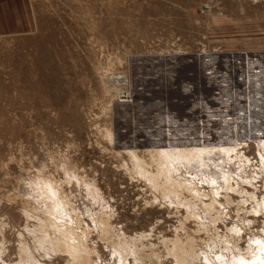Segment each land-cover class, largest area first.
Wrapping results in <instances>:
<instances>
[{
  "label": "rangeland",
  "instance_id": "1",
  "mask_svg": "<svg viewBox=\"0 0 264 264\" xmlns=\"http://www.w3.org/2000/svg\"><path fill=\"white\" fill-rule=\"evenodd\" d=\"M27 7L0 38V264H264V0Z\"/></svg>",
  "mask_w": 264,
  "mask_h": 264
},
{
  "label": "crops",
  "instance_id": "2",
  "mask_svg": "<svg viewBox=\"0 0 264 264\" xmlns=\"http://www.w3.org/2000/svg\"><path fill=\"white\" fill-rule=\"evenodd\" d=\"M28 0H0V38L29 28Z\"/></svg>",
  "mask_w": 264,
  "mask_h": 264
},
{
  "label": "bare ground",
  "instance_id": "3",
  "mask_svg": "<svg viewBox=\"0 0 264 264\" xmlns=\"http://www.w3.org/2000/svg\"><path fill=\"white\" fill-rule=\"evenodd\" d=\"M122 97V96H121ZM124 97V96H123ZM122 97V98H123ZM157 152H158V150H157ZM229 188V187H228ZM250 197H251V199L253 200V201H255V198H254V196L252 195V194H250L249 195ZM256 202V201H255ZM257 204V210L258 211H264V202H256ZM210 208V207H209ZM258 211H254V210H252V211H250L253 215H255ZM102 223V222H101ZM260 241V240H259ZM255 243H256V241H255ZM258 243V242H257ZM257 245H259V244H257ZM76 246V245H75ZM74 246V247H75ZM72 247V246H71ZM73 247V248H74ZM175 247H177V248H179V249H183L182 247H180V245L179 244H177V246L175 245ZM259 248H260V246H259ZM75 249H76V251L78 252V253H80V248L77 246V247H75ZM181 250H179L180 252H181ZM258 250V249H257ZM260 250V249H259ZM218 258H221V257H218ZM253 260V259H252ZM245 261V259H238V261L236 262V264H247L246 262H244ZM251 264H253V261L251 262Z\"/></svg>",
  "mask_w": 264,
  "mask_h": 264
},
{
  "label": "built area",
  "instance_id": "4",
  "mask_svg": "<svg viewBox=\"0 0 264 264\" xmlns=\"http://www.w3.org/2000/svg\"><path fill=\"white\" fill-rule=\"evenodd\" d=\"M126 98H127V96H124V97H123V99H126Z\"/></svg>",
  "mask_w": 264,
  "mask_h": 264
}]
</instances>
